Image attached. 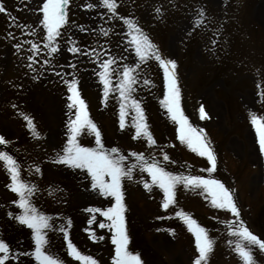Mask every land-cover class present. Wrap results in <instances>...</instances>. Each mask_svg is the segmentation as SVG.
I'll use <instances>...</instances> for the list:
<instances>
[{
    "label": "rangeland",
    "instance_id": "rangeland-1",
    "mask_svg": "<svg viewBox=\"0 0 264 264\" xmlns=\"http://www.w3.org/2000/svg\"><path fill=\"white\" fill-rule=\"evenodd\" d=\"M81 1L82 0H68V3L71 4L70 8L72 12L79 13V8L76 4ZM94 1L98 3L100 0ZM202 1L204 2L203 4H199L200 7L207 4V6L214 11L216 19L221 17L220 14H222L224 10L231 11L233 5L229 6V2L239 4L235 8L238 10L237 15L240 17L241 23L247 26L244 29H248L247 33L256 30L257 32H255L264 40V0ZM224 1V6L227 8L222 7ZM44 2L45 0H29L28 11L25 13L26 19L22 21V25L27 29L28 38H36L40 30L44 33V40L41 44L40 52L42 59L38 57L30 41L26 43L27 53L25 55V52L21 51L20 40H18L16 67L14 70V72L17 73V78L12 79V82L15 85H21L24 83L25 87L28 88L25 89V93L21 96V99L25 100L28 108L34 109V107H42L41 110L37 109V112L35 113L44 129V136L41 138L42 152L44 155L52 154L54 153L52 151H57L67 144L69 137L68 122L70 118H75V109L68 108V96L71 95L68 91V85L73 80L77 81V90L79 91L81 98L86 102L88 113L90 110L92 112V109H95V105L100 106L106 100H109L110 102H106L105 104L110 105L113 101V108H110L109 112L98 115L96 113L98 109H96L94 111L95 115L89 113L88 116L92 122H97L101 125L107 124V136L110 138V147L114 139H120L118 144V154L125 157L122 162L124 168L130 166H135L133 168H136V166H139L138 173L131 175V179L127 177L121 178L122 188L124 190H134V193L137 194L138 200L152 201L149 203V206L144 205L143 203L141 204L142 212L146 213V218H148V211H154L155 208H161L168 214L175 224L178 225V227L180 226V233L177 240H175L167 231L161 230L146 235L148 245L153 246L157 250L165 264H194V259L198 255L195 247V238L188 230V227H186L187 224L184 220H178L176 216L178 209L175 207L178 206L179 208H182V205L186 204L185 200H182L185 196L184 193H186V187L183 183L176 185L174 192L177 198L174 200V203L180 200L182 201L180 203H172L173 205L170 204L169 207L165 209L163 207L165 198L163 190L158 184L152 182V178L148 172H142L140 170L141 161L137 160L135 156L130 155L131 153L142 154L147 163L151 164L155 162L159 167H162L166 172H169L174 176H186L190 171L195 172L199 171L198 169H207L210 167L205 157L203 158L197 155L196 152L188 150L185 147L175 149L174 160L169 158L166 161L164 159L165 151L160 149L164 140L160 137V134L166 137L168 143L175 144L180 140L178 139V133L175 129V122L170 118V114L161 104L165 95L163 69L159 67V64L154 59H149V72L137 77L133 73V76L136 79V83L133 84L135 91L140 92L142 90V83L148 79H153V73H156L157 79H159V90L163 88L161 93L157 92L156 103H153V97L155 96L151 89H148V93L144 94L146 96V99L144 100L145 103L138 100L146 119L145 123L147 124L148 131L151 133L152 127L154 126L157 130L154 131L155 135L151 134L155 143L150 145L144 137L133 138L135 136L132 132V129L135 128L133 118L136 116V112L131 105H128L129 109H125V121L131 122V126L127 127L128 132H125L120 127V111L117 112V109L115 108L116 98L120 96V92L116 88V85L119 83L120 78H122L124 67L127 66L137 69L141 64L131 41L128 40L130 47L127 52L123 46H117L115 48L108 46L106 39L109 37V26L104 22L101 32L97 37L104 36L105 40L102 43H97L95 47L91 48V50L85 46L82 47L77 44H70L60 36H57L52 42H49L47 40V31L43 28L41 23L43 19L42 7ZM163 2H166L165 7L161 4ZM115 3L117 5L115 14H112V12L109 11L106 16L108 21L113 20L119 27V18L126 16L123 11L128 10L129 16L140 21L139 26L142 28L143 34L149 38L150 42L154 46L158 43L160 48L165 51L166 55L164 56V59L175 61L176 67L174 71L177 78L178 62H180L179 71L184 85V92H181L180 94V106L188 113L192 127L197 131H203L211 148L215 146L218 150V148L220 149V147H224L230 151V154L233 155V157L236 156L241 159V168L243 172L241 175H238L236 182L237 187L234 184H230L231 186L228 185V189L232 193L233 187L237 188L241 203L243 199L241 207L238 206L237 202V209L239 208L240 212L239 222L250 220V223H253L251 217L254 215L257 208H260L261 201H264V190L261 185V169L258 154L252 143V139L255 138V136L250 133V129L244 120L242 125H236V121H239V117H244L245 111H250L252 113L256 111V108L254 107L256 94L252 92V76L249 73H244V71H242V65L240 66V76H236L237 79H239L238 84H232L231 80L223 79L222 76L224 71L227 68L232 67L233 63L231 61H223L220 56L219 47L213 50V58L209 59L208 54L203 53L200 42L197 41L194 44L193 42H190L187 52L183 53L182 56V53L180 52L181 45L185 41V34L191 26L189 20L178 17V15H183L187 11V7L178 8L176 6V1L171 3V0H115ZM19 4L20 1L18 0L17 8ZM157 9L160 10L159 12L164 11V13L157 12ZM17 14L19 15V11H17ZM183 16L189 18L192 15L191 13H188ZM82 18L83 19L80 20V23L82 24L75 28L77 33L75 36H89L91 35L90 32L93 33V30L95 29L93 24V20L95 19L89 18L88 23L85 14L82 15ZM174 18H177V20L176 23L172 25ZM66 19L67 21L64 25L68 28L71 25L72 19L71 17H66ZM4 24V20H0V27H3ZM150 24L153 25L150 26ZM159 24L161 25L160 29H158ZM231 24L232 22L226 23L227 26ZM251 42L256 49V51L251 54V60L254 63L261 64L264 60V41L260 43L259 41L251 40ZM243 44L250 46V41L246 36H243ZM52 48H55L56 51L53 52L51 50ZM6 50L8 51V47ZM258 52L261 54L260 56L258 55ZM93 54H96L97 64L90 65L91 55ZM106 61L110 62V75L107 78L112 79L110 81V91L107 97L104 96V86L102 88L94 86L95 83L88 80L100 79L99 73L104 71L102 65ZM216 62L217 65L213 69V72L212 70H208L210 67L207 66ZM10 63L11 59L9 56H6L4 60H1L0 64L3 66V69L4 67L7 69L10 66ZM204 68L206 69L205 73L203 72ZM24 77L26 79L40 80L38 83L29 84L27 81L23 82ZM0 79L1 94L5 85L2 79V74H0ZM115 79H118V81ZM48 81L58 82L57 87L47 89L46 83ZM229 97L233 102L235 101L237 103L236 107L230 106L233 102L231 99H228ZM41 102H43L42 106L39 105ZM226 105H228L229 111L227 110ZM200 106L207 109L213 117L212 120L200 119ZM261 106L262 107L259 108L258 111L261 113L262 120H264V103ZM106 116L107 118H105ZM3 124L6 136L10 137L11 133L8 131L6 123L4 122ZM204 127L214 131V133L216 131L221 132L224 136L223 143L216 142V145L212 146L208 138V133L205 131ZM122 134L124 136L120 137ZM213 136L214 135H212V137ZM181 144L185 143L181 142ZM36 148H39L38 143L36 144ZM58 155L59 154L57 153L54 154V156ZM112 155L116 156L117 154L113 153ZM197 156L199 158H197ZM236 157L234 158L236 159ZM234 158L231 159L233 160ZM57 159H55V161ZM55 161L51 164H44L43 171L45 174L49 175L44 178L47 180L54 179L55 183H66L73 180L74 183L77 184L75 187L64 189L59 186L50 185L40 176H31L27 182H24H26L28 186H35L36 189H38L33 194H36V192H45L47 200L46 206L48 208L47 211L51 215L64 211L68 216L74 215L75 217H78L81 223L78 228V233L84 235L86 240L101 242L110 238L111 230L109 225L111 224V221L105 216L102 215V217H100L105 227L97 228L96 225H93V222L89 224L90 219L88 212L79 214L75 211L77 214L75 215L69 211V199H74V205H81L85 209L94 208L95 204L99 201L98 198H93L101 196V194L95 193L91 189L93 180L87 169L73 168ZM185 162L191 163L190 165L197 169L188 170L187 167H184L187 165ZM249 162L256 167L253 166V169L249 170L247 167ZM207 176L208 179L222 181L221 173L218 168L214 175ZM105 179L108 180L110 178L105 177ZM145 183L150 185L149 189L144 187ZM123 185H125V187H123ZM86 186L88 187V191L85 190ZM156 186L158 188H156ZM6 190L7 192L5 194L8 196L9 202L5 203L4 207L8 211H11V201L15 199V195L10 190V185L6 186ZM64 190H68L70 193L60 192ZM181 193H183L182 196ZM206 194L207 193L205 192L202 196L197 197L198 204L196 202L191 203V205L196 206L194 208L195 210L193 209L194 211H199L201 209V202ZM148 197H150L151 200L148 199ZM210 208L211 212L214 213L216 217L227 215L224 209L216 208L213 205H211ZM106 209L107 208L103 205L102 210ZM0 210L2 209L0 208ZM197 214L198 213L194 212L193 215L188 214V216L200 227L207 229L208 237L211 240L214 239L216 244L220 247V250L224 252L225 259H223V264H238V261L234 259L236 253L233 251L237 238L226 233L230 230H219L223 227V224L217 223L209 228L208 225H206L205 220ZM226 217L232 222H238L237 217H235V220L232 216ZM259 223L260 226H257L259 232H256V234H259L264 238V217ZM65 225H67V223ZM70 231L74 236H77V229ZM15 232L19 237L18 239L20 243L16 245L15 249L9 246V264H13V252L16 254V264H20L24 259H19L18 256L25 257L31 254L34 250L31 229L26 226L23 228L20 226ZM90 232L95 234L96 239H91L89 237ZM101 237L102 239H100ZM253 254L255 264H264L263 258L255 253ZM30 262H32V260L28 262L25 260L23 264H29Z\"/></svg>",
    "mask_w": 264,
    "mask_h": 264
},
{
    "label": "snow or ice",
    "instance_id": "snow-or-ice-1",
    "mask_svg": "<svg viewBox=\"0 0 264 264\" xmlns=\"http://www.w3.org/2000/svg\"><path fill=\"white\" fill-rule=\"evenodd\" d=\"M67 3L68 0H45L43 3V19L41 23L43 28L47 31V40L49 42H52L60 35L58 29L66 22L65 6ZM102 3L108 11L115 12L117 7L115 0H102ZM156 11L159 12L160 10L157 9ZM200 15L202 16L203 13L201 12ZM126 23L129 28L132 29L130 33L132 36L131 43L135 47L140 63H145L149 59H154L159 64V67L163 69L165 95L161 104L170 114V118L178 125V139L182 143H187L192 151L202 157H206L208 163L211 165V167L206 170L212 173L216 167L214 152L209 142L206 140L203 131H197L189 124V121L184 116L180 107V92L174 71L176 67L175 61L162 58L149 38L144 35L139 28L134 27L131 21H126ZM197 23H199V21H197ZM33 47H35V45H33ZM51 50L53 52L56 51L55 48ZM109 64V61L104 62L102 65L104 71L99 73L100 81L104 85L105 97L108 96L110 91V80L107 78L110 75ZM135 71L136 69L125 66L122 78H120L119 83L116 85L121 98L120 127H125V109L127 105L124 101H128L136 112V116L133 118L136 135L133 138L144 137L151 145L154 144L155 141L148 131L143 110L139 102L131 98L132 92L135 91L133 88V84L136 83V79L133 76ZM147 83L148 81L146 80L145 84ZM76 84L77 81L73 80L68 85V91L71 93V95L68 96V108L75 109V118L69 119V137L67 144L63 149V155H58V159L55 162L66 164L73 168L87 169L93 180L92 187L94 189L98 187L101 194L114 198L115 203L106 210L88 209L89 212L99 211L101 215L111 221L109 228L113 232L112 243L115 245L113 264H142V260L138 254H133L128 251L129 237L125 228L123 215L125 206L123 204V193L121 191V178L127 177L131 179L133 167L135 166H130L125 169L122 164L125 157L118 154L117 148H112L108 153L103 151L101 134L97 126L89 118L86 102L81 98ZM200 114L201 119L205 118L206 114L202 106L200 108ZM25 119L28 122L30 130L33 132V136L38 138V134L35 131L31 119L28 117H25ZM250 123L255 129L260 152L264 154V120L250 114ZM83 129H87L95 135L96 148L82 147L76 142L77 135ZM6 144L7 141L3 137H0V145ZM113 153L117 155L113 156ZM130 155L135 156L137 160L141 161L140 170L142 172H148L152 178V182L158 184L163 190L165 197L163 207L165 209H167L170 204L174 203V190L176 185L183 183L185 187L191 186L192 188L202 189L211 197V203L214 207L227 210L237 217L238 222L234 226L230 225L229 231L230 236L237 238L233 251L238 255L242 264H255L253 248H257L261 252H264V240H261L257 235L253 234L243 222H239V212L232 193L220 181L192 175L174 176L166 172L162 167H159L155 162L151 164L147 163L142 154L131 153ZM164 159L167 161L169 158L165 155ZM0 162H3L5 170L10 176V190L19 197L15 203L22 211L15 216V219L32 231V239L34 241V250L31 253L32 258L37 264H64L61 259L54 257L44 248L47 241L43 234V230L50 227L49 218L39 214L28 199V197L38 189H36L35 186H28V184L21 179L19 166L13 156L4 151H0ZM36 171L39 172L40 169L36 168ZM105 177L110 179L106 180ZM144 187L149 189L150 185L145 183ZM177 215L183 218L188 226V230L195 238V247L198 256L194 259V264H207L208 256L213 250V241L208 237L205 229L200 227L189 216L183 213H177ZM91 223L92 220L90 219L89 224ZM99 227L103 228L105 225L101 223ZM89 237L91 239H96L95 234L92 232L89 233ZM100 239H102V237ZM64 240L67 243L68 255L78 261L79 264H98L95 258L83 253L73 244L69 239L67 231H64ZM9 251L10 249L7 243L0 239V264H5V261L9 259Z\"/></svg>",
    "mask_w": 264,
    "mask_h": 264
}]
</instances>
